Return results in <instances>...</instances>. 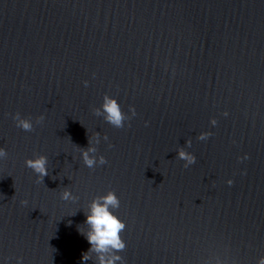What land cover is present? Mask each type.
<instances>
[{
  "label": "water",
  "instance_id": "95a60500",
  "mask_svg": "<svg viewBox=\"0 0 264 264\" xmlns=\"http://www.w3.org/2000/svg\"><path fill=\"white\" fill-rule=\"evenodd\" d=\"M105 95L131 117L123 128L94 114ZM89 141L107 160L95 169ZM0 148V264H94L85 214L109 190L123 264H257L264 0H0ZM37 155L43 181L25 165Z\"/></svg>",
  "mask_w": 264,
  "mask_h": 264
},
{
  "label": "clouds",
  "instance_id": "9594fccd",
  "mask_svg": "<svg viewBox=\"0 0 264 264\" xmlns=\"http://www.w3.org/2000/svg\"><path fill=\"white\" fill-rule=\"evenodd\" d=\"M84 83L85 86H87L88 82L85 81ZM129 111L132 116L136 115L134 107H130ZM94 114L96 116L103 115L104 120L115 128H123L125 122L131 119L130 116L122 111L117 99L108 95L104 96L101 108L96 109ZM225 115H227V113H225ZM13 119L16 122V127L25 132L34 131L31 118H24L17 112L15 116H13ZM44 119V116L41 115L36 118V123L42 124ZM216 123L217 121L215 119L211 120L213 126H215ZM210 135V132H202L198 139L206 140ZM103 139L107 141V135H105ZM95 143H100L99 133L96 134ZM92 145V141H89V146L86 149H81V155L84 165L90 169H95L98 165L106 164L107 160L103 155L97 156L98 149ZM188 146L191 147V141H188ZM7 155V151L4 148H0V159H6ZM178 158L185 161V168L196 162L195 155L183 149L178 152ZM244 158H247V156L245 155ZM25 165L37 174L38 181H43L44 177L49 175L48 158L45 155H37L35 158H28L25 160ZM227 183L231 185L233 181L229 180ZM61 199L68 201L75 199V197L70 190L65 189L61 194ZM22 203L26 204L27 201H23ZM119 207L120 199L116 193L111 190L92 200L89 205V210L85 214L87 231L82 232L91 247L83 254V261L92 260V254L95 253L94 264H117V262L123 264V258L119 253L126 248V242L122 238V233L126 229V223L114 214L113 211L119 209ZM18 264H22V258H18ZM257 264H264V256L258 259Z\"/></svg>",
  "mask_w": 264,
  "mask_h": 264
}]
</instances>
